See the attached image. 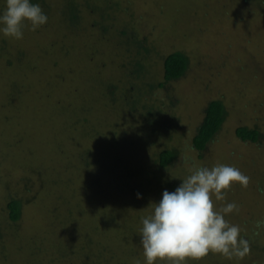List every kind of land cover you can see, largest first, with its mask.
Returning <instances> with one entry per match:
<instances>
[{"label":"rangeland","instance_id":"obj_1","mask_svg":"<svg viewBox=\"0 0 264 264\" xmlns=\"http://www.w3.org/2000/svg\"><path fill=\"white\" fill-rule=\"evenodd\" d=\"M70 2L41 0L47 23L27 24L22 39L0 33V264H143L141 218L189 174L179 157L212 100L223 103L224 124L192 155L249 177L223 190L224 201L212 198L217 209L238 205L225 219L250 252L181 264H264V229L255 234L264 219V0H72L79 20ZM175 52L187 70L160 88ZM126 96L147 101L129 111ZM239 127L258 130V141H241ZM168 148L177 157L163 171ZM13 197L17 222L6 210Z\"/></svg>","mask_w":264,"mask_h":264},{"label":"clouds","instance_id":"obj_2","mask_svg":"<svg viewBox=\"0 0 264 264\" xmlns=\"http://www.w3.org/2000/svg\"><path fill=\"white\" fill-rule=\"evenodd\" d=\"M47 20L39 3L5 0L0 10V33L19 40L27 24L35 31ZM194 151L193 147L186 146L179 157L189 174L180 179L181 183L173 191L165 189L159 201L152 203L151 214L141 218L143 264H156L165 258L172 264H181L185 257H202L210 251L228 259H242L250 252L249 240L241 235L240 227L225 219L238 210V205L228 202L217 209L212 198L224 201L223 190L233 182L247 187L249 177L231 165L197 164L192 155ZM137 198H140L139 193ZM255 229V234L264 229V219L256 221Z\"/></svg>","mask_w":264,"mask_h":264},{"label":"trees","instance_id":"obj_3","mask_svg":"<svg viewBox=\"0 0 264 264\" xmlns=\"http://www.w3.org/2000/svg\"><path fill=\"white\" fill-rule=\"evenodd\" d=\"M41 0H32L33 3H39ZM68 6V12L70 13V17L72 20H79V17L76 16L78 13V9L76 5L73 4L72 0ZM68 4V3H67ZM108 28L103 27L102 33H107ZM105 35V34H104ZM125 35V31H122V36ZM136 44L139 45L140 42L137 41ZM131 40L126 41V44H129ZM142 44V43H141ZM140 46V45H139ZM141 47V46H140ZM142 52L145 50L144 47L139 48ZM139 62L136 63L135 68L139 67ZM146 64V63H145ZM144 65V64H143ZM188 67V58L185 54L181 52H175L170 54L164 60V69H163V81L156 84V86L163 88L164 85L168 82L175 81L183 77L184 73L186 72ZM145 68V67H143ZM148 69V68H147ZM135 73V72H134ZM142 74L139 72L137 75ZM134 79V78H133ZM149 86V85H148ZM155 85L152 84L149 89L153 90ZM130 91V90H129ZM129 91H126L124 96L127 95ZM131 93V91H130ZM128 96V95H127ZM125 100V104L128 107L129 111H135L137 108L139 109V104L142 101H147L142 96H137L138 98L134 100ZM148 103L146 106L145 104H141V110L145 111V109L149 106ZM152 108V106H150ZM147 110L150 111L151 108ZM161 111V110H160ZM158 113V110L156 111ZM149 114L148 112L146 113ZM226 110L223 103L220 100H212L208 103L207 107L204 110L203 120L200 125L195 130V134L192 137V146L198 152H204L207 149V146L210 145L215 138L217 137L218 132L221 130L222 125L224 124L226 118ZM154 116V115H153ZM151 119V117H150ZM235 136L238 137L241 141H250L252 143H256L260 137V133L258 130L249 129L247 127H239L235 130ZM177 157V150L175 148H168L163 150L159 154V167L161 170L165 171L168 167L172 164L173 160ZM32 167V166H31ZM32 169H35L32 167ZM168 187L173 191L176 188L175 184H169ZM18 197V196H16ZM21 209H22V201L20 198H11L8 202L6 210L8 212V218L11 222H17L21 216Z\"/></svg>","mask_w":264,"mask_h":264}]
</instances>
